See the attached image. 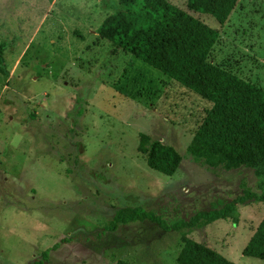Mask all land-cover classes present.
I'll return each mask as SVG.
<instances>
[{"label": "rangeland", "instance_id": "1", "mask_svg": "<svg viewBox=\"0 0 264 264\" xmlns=\"http://www.w3.org/2000/svg\"><path fill=\"white\" fill-rule=\"evenodd\" d=\"M169 1L192 20L133 54L98 31L118 0H0V264H179L184 236L264 264V201L237 204L238 223L107 229L125 208L172 224L263 192L243 124L198 76L208 61L264 88V0L224 24ZM142 133L180 153L173 175L148 166Z\"/></svg>", "mask_w": 264, "mask_h": 264}, {"label": "trees", "instance_id": "2", "mask_svg": "<svg viewBox=\"0 0 264 264\" xmlns=\"http://www.w3.org/2000/svg\"><path fill=\"white\" fill-rule=\"evenodd\" d=\"M237 1L187 0V7L191 11L209 14L218 23L224 24ZM118 3V8L101 23L98 31L133 54H139L151 42L157 28L166 29L169 35L176 36L192 20L188 10L169 0H118ZM198 82L222 98L221 110L225 116L243 124L241 132L248 141L250 151L246 164L260 180L262 194L246 191L222 208L199 211L188 220L180 219L172 224L142 206L125 208L115 214L107 225L108 230H115L120 223L144 219L157 223L167 231L196 229L219 218H231L234 223H238L240 212L237 204H246L252 200L264 201V88L208 61L203 63ZM140 144L149 149L147 164L150 168L165 175H173L177 171L182 157L173 146L160 139H151L143 133L140 135ZM183 241L177 256L179 264H235L219 251L193 238L184 236ZM115 264L130 263L120 259Z\"/></svg>", "mask_w": 264, "mask_h": 264}]
</instances>
